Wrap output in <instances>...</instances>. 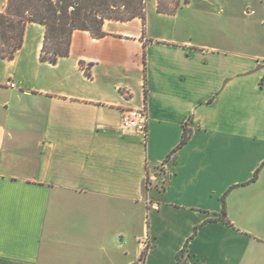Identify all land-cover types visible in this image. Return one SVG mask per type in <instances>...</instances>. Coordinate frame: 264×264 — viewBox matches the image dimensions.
Listing matches in <instances>:
<instances>
[{"label":"crops","instance_id":"obj_1","mask_svg":"<svg viewBox=\"0 0 264 264\" xmlns=\"http://www.w3.org/2000/svg\"><path fill=\"white\" fill-rule=\"evenodd\" d=\"M189 8L77 30L55 64L27 24L0 58V264H264V56L181 36Z\"/></svg>","mask_w":264,"mask_h":264},{"label":"trees","instance_id":"obj_2","mask_svg":"<svg viewBox=\"0 0 264 264\" xmlns=\"http://www.w3.org/2000/svg\"><path fill=\"white\" fill-rule=\"evenodd\" d=\"M145 0H7L0 12V58L12 59L21 49L27 24L44 28L41 62L55 64L58 58L69 55L70 42L75 31L88 32L103 38L101 26L105 20L126 22L139 18L145 21ZM264 80L261 79L260 86ZM190 131L183 128L181 141L174 148L176 154L189 140ZM256 173L252 179H256ZM219 218L226 221L225 202ZM146 250L141 252L143 262ZM177 255L180 264V256Z\"/></svg>","mask_w":264,"mask_h":264},{"label":"rangeland","instance_id":"obj_3","mask_svg":"<svg viewBox=\"0 0 264 264\" xmlns=\"http://www.w3.org/2000/svg\"><path fill=\"white\" fill-rule=\"evenodd\" d=\"M155 1L158 11L168 13L176 12L182 3H190L182 13V22H187L181 36L191 35L198 42L228 39V46L243 49L250 58L264 56V0H145L151 21L155 18ZM39 37L40 28L31 27L29 38Z\"/></svg>","mask_w":264,"mask_h":264},{"label":"built area","instance_id":"obj_4","mask_svg":"<svg viewBox=\"0 0 264 264\" xmlns=\"http://www.w3.org/2000/svg\"><path fill=\"white\" fill-rule=\"evenodd\" d=\"M7 86L14 88L15 84L8 82ZM121 127L123 130H129L130 132H146V124L148 123V117L146 113V105L137 107L136 109H126L122 112Z\"/></svg>","mask_w":264,"mask_h":264}]
</instances>
